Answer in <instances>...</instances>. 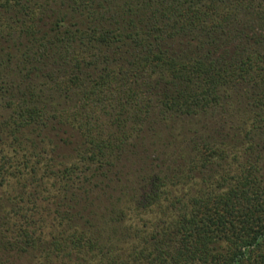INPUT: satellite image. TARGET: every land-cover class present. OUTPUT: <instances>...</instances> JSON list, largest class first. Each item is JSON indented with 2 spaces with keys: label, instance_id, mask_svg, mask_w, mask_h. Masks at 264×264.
Listing matches in <instances>:
<instances>
[{
  "label": "trees",
  "instance_id": "1",
  "mask_svg": "<svg viewBox=\"0 0 264 264\" xmlns=\"http://www.w3.org/2000/svg\"><path fill=\"white\" fill-rule=\"evenodd\" d=\"M0 264H264V0H0Z\"/></svg>",
  "mask_w": 264,
  "mask_h": 264
}]
</instances>
